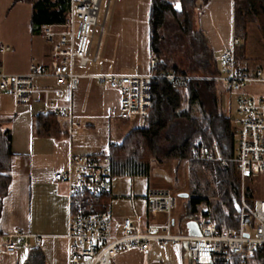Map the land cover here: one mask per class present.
<instances>
[{"label": "crops", "instance_id": "1", "mask_svg": "<svg viewBox=\"0 0 264 264\" xmlns=\"http://www.w3.org/2000/svg\"><path fill=\"white\" fill-rule=\"evenodd\" d=\"M151 12L152 0H106L103 21L92 40L91 51L97 54V59L78 68L83 77L73 93L71 114H58L57 135L36 132V118L45 113L47 99L67 103L65 96L57 93L60 85L55 78H39L37 84L41 91L28 104H18L9 93L0 92V124L3 130L11 132L13 152L9 160V185L0 214V264H24L36 250L43 254L45 264L68 263L70 185L66 180L55 179V172L67 165L72 156L101 153L106 145L122 141L134 127L142 125L143 122H131L120 116L121 92L101 83L94 75L149 74L152 71ZM32 14L30 2L0 0V45L9 47L0 54V66L8 73H28L34 63L53 64L52 44L42 33H33ZM222 20L226 22L219 26ZM195 27L209 51L226 49L235 36L234 4L208 0L196 15ZM158 184H150L145 195L134 194L145 199L146 212L140 205L132 214L125 215L119 210L123 202L116 199L125 195H112L109 203L115 217H137L145 223L165 221L164 213L152 215L147 206L146 195L151 189H158ZM186 206L184 203L177 213L179 225L175 209L172 213L181 234L190 233L188 223L195 221L192 216L183 220ZM18 234L25 235L29 248L19 241ZM10 238L17 241V250L12 253L4 251ZM187 244L171 241L166 247L153 243L147 252L121 251L113 264H195ZM22 257L26 259L23 263Z\"/></svg>", "mask_w": 264, "mask_h": 264}, {"label": "built area", "instance_id": "2", "mask_svg": "<svg viewBox=\"0 0 264 264\" xmlns=\"http://www.w3.org/2000/svg\"><path fill=\"white\" fill-rule=\"evenodd\" d=\"M101 8L102 0H71L67 21L44 25L41 30L52 44L53 64L40 66L34 63L24 74H11L0 66V92L9 93L18 104H28L41 91L37 80L53 77L60 85L57 93L65 96L67 103L47 99L44 111L70 115L73 93L83 77L78 68L97 59L91 47L95 30L100 25ZM238 45L240 39L234 36L231 45L220 53L219 62L217 60L222 68L209 78L226 94H237L234 100V153L225 155L219 141L215 140L208 145L195 146L192 157L222 166L233 163L241 177L247 179L264 174V92L250 90L252 87L264 88V60L254 68L242 64L236 55ZM8 49L0 45V54ZM151 67L149 74L94 75L101 83L121 92L119 113L123 119L135 122L149 117L154 79H167L179 85L204 79L176 70L159 72L155 55ZM112 146L113 143L106 145L98 154L74 155L67 165L55 172V179L66 180L70 185L67 264H113L121 251L147 252L153 243L166 247L171 241H186L195 264H245L257 251L264 249V199H250L245 193L237 201L239 221L234 229L220 228L211 210L206 208L197 222L199 234L178 233L172 214L176 198L170 191L156 188L148 193V211L152 215L164 213L165 221L145 223L131 216L117 219L110 203L104 199L113 195ZM18 238L25 247H30L25 235L18 234ZM36 242H40L39 236ZM16 250L17 241L10 238L4 251L12 253Z\"/></svg>", "mask_w": 264, "mask_h": 264}, {"label": "trees", "instance_id": "3", "mask_svg": "<svg viewBox=\"0 0 264 264\" xmlns=\"http://www.w3.org/2000/svg\"><path fill=\"white\" fill-rule=\"evenodd\" d=\"M15 1L32 3L33 33H41L42 27L47 24L65 23L71 12V0ZM233 4L235 36L239 38V31L245 26L244 21H241V17L243 14L253 13L254 11L264 15L263 0H234ZM174 22L179 31L171 30ZM192 23L190 12L185 2L181 4L178 10L172 0H152L150 24L151 47L157 60V71L176 70L179 73L192 74V72L187 71L182 66L180 57L175 55L182 36L194 32ZM263 28L264 26H261V29ZM170 30L172 31L171 33ZM242 45L241 43L236 48V55L239 60V52ZM203 47L204 52L201 53L199 51L193 55V59L197 60L194 61V69H201L206 73H212L211 60L206 55L209 50L205 47V43ZM209 52L212 53L211 51ZM213 65L215 67L214 72L217 74L220 71L217 59H215ZM152 83L153 105L150 116L146 119L147 122L145 121L144 125L134 127L122 141L113 143L112 179L118 176L151 178L152 144H155L154 139L167 126L166 120L170 113L176 117H185L191 122L194 129L180 144L173 146L169 150L167 157L186 161L192 158V149L195 146L208 145L215 140L219 141L225 155L231 156L234 153L236 142L235 121L234 117L230 114L231 112H229L230 110L226 112L224 109L234 108L232 106L233 102L229 100V94L222 93L220 98L221 101L223 98V103L220 104L221 113L219 111L208 113L205 107H203L197 83L189 82L179 85L161 78L154 79ZM186 103L188 105L187 108L184 107ZM197 104L199 105L198 115L196 113ZM166 107H169L170 113L166 112ZM58 118V113L53 111L40 113L36 118V132L39 135L45 136L57 135L56 130L60 129ZM11 143L12 135L10 130H3L0 124V156H3L6 160V164L0 163V214L2 199L7 193L10 180V176L8 175V171L10 170L9 160L13 154ZM196 163L201 164L217 180L219 183V190H217L219 192L217 193L221 197L218 203L215 204L209 197L192 192L187 202L190 216L194 218L195 222H198L204 215L205 209L208 208L211 210L220 228L234 229L239 221L236 208L241 192V174L239 170L233 163L222 166L216 162L192 161L193 165ZM252 178L255 177L247 179L252 180ZM246 189L248 197L254 199L251 186L249 185ZM146 197H148V194ZM104 199L109 202L110 197ZM259 257L264 258V249L257 251L251 260L254 261ZM31 258L35 259L36 264H38L39 262H43L44 256L39 250H36L31 253L28 262ZM235 264L240 263L236 262Z\"/></svg>", "mask_w": 264, "mask_h": 264}, {"label": "rangeland", "instance_id": "4", "mask_svg": "<svg viewBox=\"0 0 264 264\" xmlns=\"http://www.w3.org/2000/svg\"><path fill=\"white\" fill-rule=\"evenodd\" d=\"M192 4L189 5L188 0H174L175 6L177 4L180 5L184 2L187 4V7L190 12V17L192 19V29L193 33H189L188 35H183L181 41H179V44L177 46V51H175V55L180 57V61L182 66L189 72H192V74L204 77L202 80H196L194 81L197 83L198 91L200 98L203 102V107L207 110L208 113H215L219 111V113L222 112V109L220 107V104L223 103V98L221 101L222 93H225L223 89L220 86L216 85V82L209 80V78L213 77L215 74L214 72V63L215 59L219 62V55L220 53L225 49H222L220 51H214V53L207 52L208 58L211 60L212 64V73H206L203 70L194 69V61L193 55L199 51L204 52V40L200 38L197 32H195V22H196V15L198 14L200 8L206 4L208 0H191ZM224 1V0H223ZM228 3L230 2L233 4L232 0H226ZM105 4L106 0L103 3V8L101 9L100 16H99V24L103 21L104 14H105ZM263 6H264V0H263ZM263 8V7H262ZM254 11L253 13L249 14H243V18L241 17V21L243 20L245 23V26L243 29H241L240 32V44L241 46L239 57L242 62V64L250 66L252 68L260 65L264 60V28L261 29V26H264V15L258 14ZM219 22V21H218ZM222 23H219V26L221 24L223 25L225 20L220 21ZM174 26V27H172ZM171 30L175 31L178 30L177 26L172 24ZM170 30V33L172 32ZM244 30V31H242ZM179 31V30H178ZM181 33V32H180ZM224 35H226V31L224 29L223 32ZM185 36V37H184ZM97 39V37H96ZM231 43V41H230ZM230 45V44H229ZM228 45V46H229ZM227 46V47H228ZM219 67L222 68L220 66ZM250 90L255 92H264V88L262 87H252ZM226 94V93H225ZM230 101L233 102L234 106V100L237 96V94L230 93ZM187 103L184 105L185 108H187ZM198 108L199 105H196V113L198 115ZM218 109V110H216ZM226 112H231L230 114L234 117L235 116V108L232 107V109L224 108ZM166 112L170 113L169 107H166ZM150 116V115H149ZM149 118V117H148ZM146 119L143 122L142 125H144ZM167 126L160 132V134L154 139L155 144L152 145V178H146L142 176L132 177V176H118L114 177L112 182L114 185L113 189V195L118 194H124L125 197L120 196L119 199L121 200L122 206H120L119 210L123 214H132L133 210L137 209L138 206H142V211L146 212V202L145 199L142 198V196H134L136 195H142L146 194L148 187L150 184L159 182L157 188L158 189H165L170 191L174 196L176 195V207H175V213H176V222L177 225L180 224V219L178 218L177 213H179L182 208L183 204L189 201V197L192 192H196L198 195L209 197L210 200H212L215 204L218 203L219 198L221 197L220 194H218L217 190H219L218 185L219 183L217 180L209 173V171L205 170L203 166L199 163H196L195 165L192 164V161L200 162L197 159H194L193 157L191 159H188L186 161H181L180 159L167 157V153L169 150L182 142V140L188 136L191 132H193L194 126L191 124V122L186 119L185 117H176L173 116L171 113L168 114L167 117ZM147 122V121H146ZM5 158L3 156H0V163H5ZM194 168V169H192ZM158 176V178H156ZM156 178V179H155ZM251 186L252 192H253V198H261L264 199V174L252 178V180L249 179H243L241 177V192L240 196L242 194H247V187ZM156 187V186H155ZM188 193V197H182L180 196V193ZM111 199V197H110ZM109 199V201H111ZM113 199V198H112ZM239 200V197H238ZM237 200V201H238ZM136 201V202H135ZM125 203V204H124ZM137 205H136V204ZM187 207V206H186ZM124 208V209H123ZM132 208V209H131ZM174 211V210H173ZM190 214L188 212V209H186L185 217H183V220L186 218H190ZM25 254L27 257L28 251L25 250ZM22 263L26 260L24 257H22ZM36 264L35 259L31 258L30 261L24 264ZM46 260L43 258V262H39L38 264H45ZM247 264H264V258L259 257L258 259H255L254 261H249Z\"/></svg>", "mask_w": 264, "mask_h": 264}, {"label": "water", "instance_id": "5", "mask_svg": "<svg viewBox=\"0 0 264 264\" xmlns=\"http://www.w3.org/2000/svg\"><path fill=\"white\" fill-rule=\"evenodd\" d=\"M180 196L188 197L189 194L183 192V193H180ZM236 208H237V211L240 210V207H239L238 203L236 204ZM188 225L191 226V230H190L191 234H199V226H198L197 222L192 221V222L188 223Z\"/></svg>", "mask_w": 264, "mask_h": 264}, {"label": "snow or ice", "instance_id": "6", "mask_svg": "<svg viewBox=\"0 0 264 264\" xmlns=\"http://www.w3.org/2000/svg\"><path fill=\"white\" fill-rule=\"evenodd\" d=\"M176 8L179 10V8H180V5H179V4H177V5H176Z\"/></svg>", "mask_w": 264, "mask_h": 264}]
</instances>
